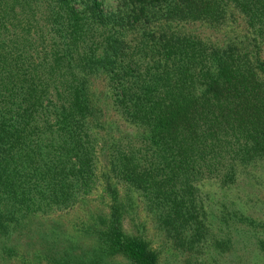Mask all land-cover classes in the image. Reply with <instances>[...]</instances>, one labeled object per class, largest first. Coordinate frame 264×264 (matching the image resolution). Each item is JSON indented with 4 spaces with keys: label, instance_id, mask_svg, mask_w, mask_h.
<instances>
[{
    "label": "trees",
    "instance_id": "trees-1",
    "mask_svg": "<svg viewBox=\"0 0 264 264\" xmlns=\"http://www.w3.org/2000/svg\"><path fill=\"white\" fill-rule=\"evenodd\" d=\"M104 1L0 0V264H78L40 220L97 190L98 260L160 264L143 211L177 245L255 223L228 190L264 165V0Z\"/></svg>",
    "mask_w": 264,
    "mask_h": 264
},
{
    "label": "rangeland",
    "instance_id": "rangeland-1",
    "mask_svg": "<svg viewBox=\"0 0 264 264\" xmlns=\"http://www.w3.org/2000/svg\"><path fill=\"white\" fill-rule=\"evenodd\" d=\"M114 0H105L107 6H111ZM212 37L223 40V30H211ZM256 176L248 179L244 176L238 183L229 189V198L242 200L250 206L249 211L255 212L254 225L247 226L238 219L228 220V223L221 221L219 217H209L210 232L204 241H196L193 244L182 243L173 244L169 239L162 236L155 228L154 222L146 212H141L144 217L145 228L143 229L151 246L159 253L160 264H264V165L258 166ZM213 191V202H223V190ZM95 191L87 201L72 210L56 213L51 216L41 217V222L45 228H55L57 230L56 241H59V250L66 247L72 251L70 257L78 264L83 260L86 264L91 260V264H129L121 256H107L98 260L92 255V247L97 245L93 237L80 233L79 229L71 230L72 226L84 228L95 218L92 213H102L106 207L99 200V192ZM103 208V209H100ZM238 208V207H237ZM100 209V210H99ZM245 209V208H244ZM50 219V220H49ZM57 219L56 224L52 222ZM135 222L127 219L125 226L127 231H137ZM55 226V227H52ZM256 226V227H255ZM254 227V228H253ZM141 229V228H140ZM89 264V263H88Z\"/></svg>",
    "mask_w": 264,
    "mask_h": 264
}]
</instances>
